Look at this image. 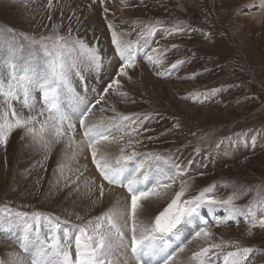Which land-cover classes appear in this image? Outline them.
<instances>
[{"label": "rangeland", "instance_id": "1", "mask_svg": "<svg viewBox=\"0 0 264 264\" xmlns=\"http://www.w3.org/2000/svg\"><path fill=\"white\" fill-rule=\"evenodd\" d=\"M47 4L48 0H0V29L39 35L56 24L61 34L71 27L87 44L98 47L104 61L99 73L83 69L89 96L93 87L102 90L121 63L109 23L123 39L132 42L137 41L141 27L136 21L158 18L164 29L177 21L186 24L182 34L169 36L162 29L152 38L147 51L158 47L166 50L159 68L143 58L145 49L141 47L137 66L128 70L132 79L122 78L123 90L129 94L123 103L115 96L106 99L122 113L151 114L145 125L144 148L181 162L187 169L185 178L193 180L192 192L215 182L218 198L236 193L239 199L235 203L241 207L264 198V20L263 26H257L251 18L258 11L264 12L260 0H52L51 9ZM233 30L242 31L247 40L244 45ZM176 60L186 62L170 75L155 74L166 71ZM192 73L198 75L191 78ZM74 84L83 95L78 80ZM251 90L260 93L254 95ZM22 135L14 131L7 145H0V264H14L17 259L30 264V256L16 242L18 228L4 223V205L29 213L54 212L64 218L79 212L87 218L99 215L124 195V190L116 188L114 197L106 192L103 202L93 207L91 201L99 200L98 190L90 196L83 185L80 193L61 190L62 185H56L58 163L66 164L68 175L69 169L86 165L90 156L88 160L78 157V162L65 161L57 146L51 158L43 161L42 153ZM88 173V169L84 171L90 177ZM204 214L208 215L207 210ZM215 215L223 218L225 213L217 210ZM208 220L216 239L223 237L254 247L251 264H264V229L253 228L249 234L243 217L219 226L212 224V216ZM190 247L195 250L198 242Z\"/></svg>", "mask_w": 264, "mask_h": 264}, {"label": "snow or ice", "instance_id": "2", "mask_svg": "<svg viewBox=\"0 0 264 264\" xmlns=\"http://www.w3.org/2000/svg\"><path fill=\"white\" fill-rule=\"evenodd\" d=\"M260 5L264 7V0ZM47 7L52 8V0ZM134 23L141 25L136 42L123 39L108 24L121 63L102 90L91 88L92 96L83 69L98 74L104 61L98 47L87 44L71 27L61 34L60 25L54 24L39 35L0 29V145L6 146L19 130L21 138L42 153L43 161L51 158L57 146L65 161L90 156L95 175H84L87 165L81 166L84 171L69 169L66 175V164L58 163L55 171L59 173L56 185L69 194L80 193L81 185L89 196L98 190L99 200L91 201L93 207L103 202L106 192L124 190L122 200L117 198L99 215L87 218L79 212L68 213L69 218L40 210L29 213L6 204L4 223L18 228L20 235L15 239L30 256V264H251L256 249L216 239L204 210L216 226L243 217L251 234L253 228L264 229V198L241 207L235 203L236 193L218 198L215 182L192 192L193 180L185 178L187 169L181 162L144 148L151 114H125L106 99L115 96L123 103L128 97L122 78L132 79L128 70L137 66L141 47L150 65L161 66L166 50L147 51L157 32L163 29L171 36L187 29L179 21L164 29L158 18ZM185 62L176 60L155 74L170 75ZM197 75L192 73L191 78ZM74 80L82 85L83 95ZM217 210L224 211L223 218L215 215ZM194 242H198L195 250L190 247ZM14 264L25 262L17 259Z\"/></svg>", "mask_w": 264, "mask_h": 264}, {"label": "bare ground", "instance_id": "3", "mask_svg": "<svg viewBox=\"0 0 264 264\" xmlns=\"http://www.w3.org/2000/svg\"><path fill=\"white\" fill-rule=\"evenodd\" d=\"M178 2V1H177ZM229 2V1H228ZM227 3V2H226ZM250 14H245L244 16H249ZM251 16V15H250ZM251 18H254L256 21H255V25H257V26H263L262 24H263V20H264V12H261L260 13V11H258L255 15H253V16H251ZM237 32H240V30H233V33L237 36V38H239L240 39V44L241 45H244L245 43H246V39H244L243 37H242V31L240 32V34H238ZM262 32V31H261ZM233 34V35H234ZM213 42V41H212ZM225 42H223V44H224ZM218 44V43H217ZM220 44V43H219ZM221 47V46H220ZM226 47V46H225ZM240 47V46H239ZM227 48H229L228 46H227ZM217 49V48H216ZM249 49V48H248ZM219 50V49H218ZM227 50V49H226ZM228 50H230V49H228ZM220 51V50H219ZM242 51V50H241ZM221 54H223V53H221ZM218 56H219V54H218ZM223 56V55H222ZM236 56H237V54H236ZM256 67V66H255ZM258 69V68H257ZM252 70V69H251ZM254 72V71H253ZM255 77V76H254ZM253 82V81H252ZM254 91H257V89L256 90H254ZM258 93H260V91L258 92ZM258 93H254L253 92V90H251V94H254V95H257ZM261 95V94H260ZM251 97V96H250ZM89 162L88 163H86V165H87V169H88V171H89V175L90 176H92V175H95V170H93V168H92V165H91V163H90V160H88ZM98 179V178H97ZM98 182H99V179H98ZM116 190V189H115ZM115 191L113 190V191H111L110 193H112V196L114 197L116 194L114 193ZM121 193H122V191H121ZM115 194V195H114ZM109 195V194H108ZM111 197V196H110ZM111 200H113V198L111 199ZM110 200V201H111ZM114 201V200H113ZM111 203H112V201H111ZM105 206V205H104ZM142 219H146L145 217H142ZM24 260V259H23ZM24 262H26L25 260H24ZM27 263V262H26Z\"/></svg>", "mask_w": 264, "mask_h": 264}]
</instances>
